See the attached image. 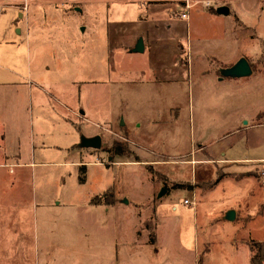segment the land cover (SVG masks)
I'll return each mask as SVG.
<instances>
[{"label":"rangeland","instance_id":"1","mask_svg":"<svg viewBox=\"0 0 264 264\" xmlns=\"http://www.w3.org/2000/svg\"><path fill=\"white\" fill-rule=\"evenodd\" d=\"M189 2L41 1L47 12L29 53L43 90L31 100L34 122L39 111L53 117L40 125L48 152L35 158L49 165L26 176L24 187H8L1 177L0 264H264V175L244 162L205 163L224 158L200 141L237 123L239 113L229 111L237 99L217 94L206 78L197 82L221 78L227 65L217 55L224 54L244 58L264 77V39L247 29L245 0ZM129 3L139 10L123 7ZM17 5L0 1V13ZM223 6L229 17L217 15ZM139 37L154 55H129ZM216 43L226 49L214 54ZM193 45L204 57L191 67ZM94 136L99 150L80 145ZM122 147L123 156L110 152ZM233 150L238 157L257 153L238 141ZM71 162L89 164L85 183ZM246 170L251 176L240 175ZM108 189L112 205L89 204Z\"/></svg>","mask_w":264,"mask_h":264},{"label":"crops","instance_id":"2","mask_svg":"<svg viewBox=\"0 0 264 264\" xmlns=\"http://www.w3.org/2000/svg\"><path fill=\"white\" fill-rule=\"evenodd\" d=\"M12 1L20 4L18 0ZM41 1L45 2L49 0H35L29 2L26 12L19 9V5H17L16 8L18 10L13 6H7L4 11L0 13V182H4L1 177L4 178L8 187L10 185L24 187L27 185L26 181L28 178H26V176H31L33 170L40 168V166L49 165V163L42 160L35 161V158L44 157L46 152H48L49 146H45L43 142L46 135L40 125L45 123L43 120L51 123L53 117L50 113H48L49 116H47L39 111L36 114L37 118L34 122V115L32 114L33 101L31 100L35 91L39 89L43 90V86L40 85L39 82H35L33 77L31 68L32 55L30 56L29 53L32 36H34L37 33L36 30H38V20L41 18L45 19V14L47 12V5L44 3L41 4ZM129 5L133 6L136 5V3L124 4L123 7H128ZM136 6L139 10L140 7L138 5ZM74 10L80 11L81 9L75 8ZM245 12L248 31L253 33L254 36L264 39V0H245ZM238 13L239 11H237V14ZM228 14L223 16L225 18L229 17L230 14ZM137 18V16H134L133 21L138 20ZM106 20L108 19L106 18ZM42 21L44 24L46 23L45 20ZM223 21L224 20H222V22ZM123 22L127 23L125 20ZM104 24L107 26V21ZM188 28L190 39H192L191 34H195V32L191 25V21L188 23ZM83 30L84 28L82 31ZM251 37L253 36L251 35ZM142 39L144 52L138 54H144L148 51L149 54L154 55L155 49L145 45V37ZM34 44L39 46V40H36ZM212 48L215 54L220 50L226 49V45L216 43ZM202 52V49L193 45V51L190 55L191 67L194 59L202 56L200 54ZM132 54L135 53L131 50L129 55ZM217 57L221 59L219 60L220 63H223L224 66L227 65V68L234 66L236 61L240 59L238 57L236 59H230V57L225 58V54L220 58L218 55ZM250 76L254 77L251 78ZM250 76L241 78L199 76L197 79L198 83L202 80L205 85L207 79V84H211L214 89L216 88L217 94L219 91L222 93L225 92L229 94V97L237 99L236 106L234 108L231 107L229 111L239 113L237 123L223 128L214 139H202L200 141H202V144L206 142L209 149H212L213 152H218V154L224 158L220 162L217 160L214 161L213 158L205 163H222L228 166H241L245 164L246 166L243 168L246 169H251L256 166L260 168L261 174L264 175V77L257 73H251ZM202 86L203 85H201V87ZM38 92H40V90ZM61 118L63 121L65 120L64 117ZM58 119L60 118L58 117ZM138 126L139 125H137L136 128ZM23 127L27 129L28 133L22 130ZM35 127L38 128L37 133L34 131ZM133 127H135V125H133ZM10 129L14 131V135L11 134L12 132H8ZM131 132H134V137H136V130L134 128H132ZM137 133L139 135V131ZM35 135L39 138H35ZM149 139L151 140V138ZM234 139H237L236 141H238V143L241 142L246 149L257 150V153L249 157H238L234 154L233 150V146L236 142ZM37 142L39 143L36 145ZM37 153L38 155L36 156L35 154ZM69 165L79 167L85 165V167H87L89 164L71 162ZM243 173L240 175L247 177L251 176L250 172L247 170L243 171ZM58 204L57 202V205ZM42 205L50 206L47 203ZM19 220L21 221V218H19ZM22 222H26V219H22ZM18 237L19 239L26 238L27 233L19 234Z\"/></svg>","mask_w":264,"mask_h":264},{"label":"water","instance_id":"3","mask_svg":"<svg viewBox=\"0 0 264 264\" xmlns=\"http://www.w3.org/2000/svg\"><path fill=\"white\" fill-rule=\"evenodd\" d=\"M229 12L228 7L223 6L216 10V13L218 15H227ZM144 45H143V39L140 37L136 41L134 47L131 49L134 53H143L144 52ZM251 74V68L249 63L244 58H240L236 64L230 68H225L221 72V78L230 77V78H241V77H247ZM80 145L83 148H92L94 150H99L101 148V139L99 136L94 137H86L81 138ZM164 194V190L159 194V196H162ZM234 218V212L230 210L226 216V220H233Z\"/></svg>","mask_w":264,"mask_h":264},{"label":"trees","instance_id":"4","mask_svg":"<svg viewBox=\"0 0 264 264\" xmlns=\"http://www.w3.org/2000/svg\"><path fill=\"white\" fill-rule=\"evenodd\" d=\"M183 5V3H182ZM126 149H124L123 147L120 149H111L110 152H112V155L114 156H123L124 153H125ZM79 172H78V181L80 184H83L85 183V180H86V176H84V172H85V165H82L79 167ZM221 178H217L216 182L215 183H218L220 181ZM108 191V192H107ZM106 192H104L102 195H98V196H95L93 197L92 199H90L89 201V204L90 205H93V206H109V205H112L111 203L113 202L112 199L114 198V194H113V191H110L109 189L107 190ZM104 196H109V200L108 202H105V201H102V198ZM151 242L153 243V238H151Z\"/></svg>","mask_w":264,"mask_h":264},{"label":"built area","instance_id":"5","mask_svg":"<svg viewBox=\"0 0 264 264\" xmlns=\"http://www.w3.org/2000/svg\"><path fill=\"white\" fill-rule=\"evenodd\" d=\"M19 2H20V6H21V9H22V11H27L28 10V3L29 2H31V1H35V0H18ZM190 2H189V0H186V7L187 8H190V4H189ZM181 17H183V19H187L188 17H186V15L185 14H182V16ZM185 203H187L188 204V201L187 200H185Z\"/></svg>","mask_w":264,"mask_h":264}]
</instances>
